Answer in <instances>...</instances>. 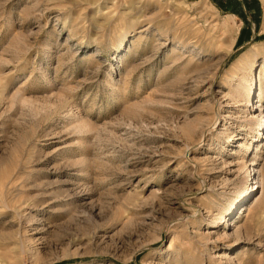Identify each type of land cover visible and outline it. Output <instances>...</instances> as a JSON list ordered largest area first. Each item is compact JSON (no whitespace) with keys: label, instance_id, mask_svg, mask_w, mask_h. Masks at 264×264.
<instances>
[{"label":"rangeland","instance_id":"rangeland-1","mask_svg":"<svg viewBox=\"0 0 264 264\" xmlns=\"http://www.w3.org/2000/svg\"><path fill=\"white\" fill-rule=\"evenodd\" d=\"M0 264H264V0H0Z\"/></svg>","mask_w":264,"mask_h":264},{"label":"bare ground","instance_id":"bare-ground-1","mask_svg":"<svg viewBox=\"0 0 264 264\" xmlns=\"http://www.w3.org/2000/svg\"><path fill=\"white\" fill-rule=\"evenodd\" d=\"M255 109V108H254ZM253 121V120H252ZM257 174V173H256Z\"/></svg>","mask_w":264,"mask_h":264}]
</instances>
